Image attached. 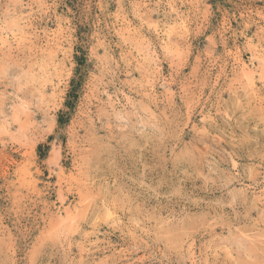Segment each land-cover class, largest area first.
I'll return each mask as SVG.
<instances>
[{
	"label": "rangeland",
	"instance_id": "obj_1",
	"mask_svg": "<svg viewBox=\"0 0 264 264\" xmlns=\"http://www.w3.org/2000/svg\"><path fill=\"white\" fill-rule=\"evenodd\" d=\"M0 264H264V0H0Z\"/></svg>",
	"mask_w": 264,
	"mask_h": 264
},
{
	"label": "trees",
	"instance_id": "obj_2",
	"mask_svg": "<svg viewBox=\"0 0 264 264\" xmlns=\"http://www.w3.org/2000/svg\"><path fill=\"white\" fill-rule=\"evenodd\" d=\"M75 84V81L74 79L72 80L71 82V90L69 91L68 95H67V101H66V106L69 107V108H72L74 103H75V100H76V86L74 85ZM58 122L59 123H64L65 122V113L61 111V113L59 114V118H58Z\"/></svg>",
	"mask_w": 264,
	"mask_h": 264
}]
</instances>
